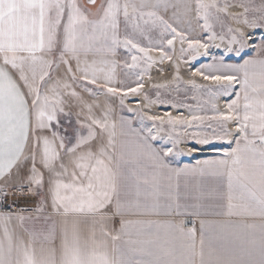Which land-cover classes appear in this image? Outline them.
Wrapping results in <instances>:
<instances>
[{"label": "crops", "instance_id": "0c3cea01", "mask_svg": "<svg viewBox=\"0 0 264 264\" xmlns=\"http://www.w3.org/2000/svg\"><path fill=\"white\" fill-rule=\"evenodd\" d=\"M208 17L204 0H0V186L34 194L0 212V264H264V47L229 63L222 151L178 160L120 99L126 49L200 41Z\"/></svg>", "mask_w": 264, "mask_h": 264}, {"label": "rangeland", "instance_id": "374dc122", "mask_svg": "<svg viewBox=\"0 0 264 264\" xmlns=\"http://www.w3.org/2000/svg\"><path fill=\"white\" fill-rule=\"evenodd\" d=\"M204 1L209 17L200 41L161 40L143 57L129 47L124 59L128 88L121 91V102L155 143L180 161L228 147L237 133L229 109L235 81L230 64L264 47V0ZM183 69L194 78L187 79ZM168 73L167 82L154 80ZM198 77L211 81L200 83Z\"/></svg>", "mask_w": 264, "mask_h": 264}, {"label": "built area", "instance_id": "2783aa9c", "mask_svg": "<svg viewBox=\"0 0 264 264\" xmlns=\"http://www.w3.org/2000/svg\"><path fill=\"white\" fill-rule=\"evenodd\" d=\"M33 195L27 187L10 189L7 186H0V212L16 213L33 210L34 206L28 201Z\"/></svg>", "mask_w": 264, "mask_h": 264}, {"label": "bare ground", "instance_id": "6f19581e", "mask_svg": "<svg viewBox=\"0 0 264 264\" xmlns=\"http://www.w3.org/2000/svg\"><path fill=\"white\" fill-rule=\"evenodd\" d=\"M182 73L186 76V78L187 79H192V78H194V75L193 74H191L189 71H187L186 69H183L182 70ZM170 74L168 73V74H165V75H161V74H159V75H157L155 78H154V80L157 82V83H162V82H167L169 79H170V76H169ZM210 82L211 80H209V79H206V78H203V77H198V82H200V83H205V82ZM134 96H135V94H134ZM138 100H140V102H138V104L139 105H145L146 104V102H144V100L143 99H138ZM222 100V99H221ZM222 104V103H221ZM144 107V106H143ZM160 107V106H159ZM158 108V106L157 107H155V110ZM145 110H147V108H145ZM152 111V110H151ZM193 151L194 152H198V150L196 149V150H194L193 149Z\"/></svg>", "mask_w": 264, "mask_h": 264}]
</instances>
